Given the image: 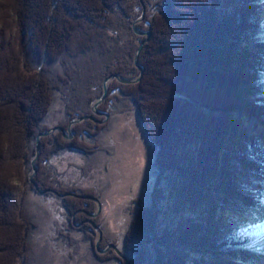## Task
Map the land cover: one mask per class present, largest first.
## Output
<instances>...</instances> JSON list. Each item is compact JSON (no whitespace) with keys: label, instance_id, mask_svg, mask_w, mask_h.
<instances>
[{"label":"trees","instance_id":"trees-1","mask_svg":"<svg viewBox=\"0 0 264 264\" xmlns=\"http://www.w3.org/2000/svg\"><path fill=\"white\" fill-rule=\"evenodd\" d=\"M141 1L144 18L136 28L150 33L138 56L142 78L134 85L114 80L104 101L106 107L118 104L124 111L133 110L155 150L152 195L141 220L125 236L123 253L129 264L184 263L165 259L166 252L154 253L152 262L140 261L149 240L167 247L156 234L160 214L154 209L156 187L165 173L179 176L165 181L177 188L172 213L183 209L209 214L201 226L178 228L174 244L213 253L243 248L251 242L247 235L225 233L212 218L217 208L230 207L235 195L249 207L262 199L260 185L253 197L246 186L254 179L264 181L252 161L260 158L264 166L256 138L245 157V173L236 158L227 157L225 167L221 160L238 146L242 152L247 142L233 112L264 119V49L257 53L249 47L262 45L264 0ZM142 11L140 0H0V264H21L30 253L32 225L15 184H28L37 134L92 115L91 106L108 76L130 79L139 74L134 58L146 37L136 36L132 24ZM99 127L86 120L73 128L71 142L63 141L60 133L40 140L34 178L40 190L94 194L63 188L49 162L66 151L93 154L77 138L99 141ZM65 202L69 215L93 206L71 197Z\"/></svg>","mask_w":264,"mask_h":264},{"label":"rangeland","instance_id":"rangeland-1","mask_svg":"<svg viewBox=\"0 0 264 264\" xmlns=\"http://www.w3.org/2000/svg\"><path fill=\"white\" fill-rule=\"evenodd\" d=\"M262 5L264 6V1ZM259 20L263 21L264 26V7L261 10ZM262 34L261 46H256V48L249 46L257 53L264 49V31ZM239 46L245 47V44L242 43ZM113 81L111 80L109 85ZM103 106L104 101L98 105L97 110L102 111L101 107ZM110 106H104L106 107L104 112L108 114L107 119L93 114L91 110L92 115L90 116L100 122L95 123L89 120L100 126L99 128L102 130L99 141L95 140L93 143L88 137H84L85 139L82 138V140L77 138L78 144L88 147L94 152L93 154L84 156L76 151H66L53 157L49 162V167L54 171L63 188H84L89 192L92 190L94 194L90 195L94 199L97 198L99 204L100 201L103 202V206L99 211L97 210L98 203L94 200L77 197L82 195L58 197L52 193L54 190H45L48 192L40 194L28 181V176L32 173L31 165L29 166L30 171L26 175L28 184L24 185L23 182L15 184L18 192L22 194L25 219L32 225L29 237L30 253L21 264H119L112 260L114 254L121 260V264H125V261L118 256L113 248L108 250L111 252L109 255L108 251L107 253L98 252L96 248L97 234L90 222H93L101 231V240L98 247L100 250L107 244L112 245L114 248L116 245L118 247L122 246L124 238L125 236L127 238L133 224L137 223L136 220H141L139 215L143 212V209H147L144 205L148 204L149 197L152 195L156 180V174L153 170L155 150L146 142L142 129L137 122L136 113L133 110L124 111L121 105L118 104ZM232 114L235 120L238 118L240 121V134H245L247 142H245V146L242 145V152L240 146H238L237 149L229 152L226 157L223 155L221 163L225 167L228 163L227 157L236 158L245 173L246 167L243 166L247 163L245 157L250 152L249 149L253 143L251 139L256 138L261 146L260 149L264 152V119L256 120L245 113L236 111ZM78 124H81V122L74 124L71 129L73 130ZM63 129L67 130V126ZM57 133L61 134L60 131H54L48 136L41 137L40 140ZM61 137L65 142H71L75 139V135L71 139L63 138L62 134ZM96 146H98L97 149L94 148ZM252 161L256 167L257 175L262 173L264 177V166L261 165L260 158ZM174 177L178 178L179 176L171 173L162 174V178H159L161 181L156 187V205L154 209L160 214L157 217L160 227L156 234L160 235V240H165L167 247L149 240L145 246H142L140 261L146 259L152 262L154 253L158 256L160 253L165 254L166 252L165 259L171 261L178 258L179 262L184 261L183 264H264V181L258 183L254 179L246 185L250 197L255 196L257 186H261L263 192L259 204L249 207L240 195H235L234 203L230 202L232 206L229 204L230 207L225 210L217 208L213 213V221L220 222V227L225 233L238 232L240 235H247L251 242L246 246L244 245L243 248H234L231 252L213 253L197 247L185 248L174 244L175 233L178 228L180 230L194 224L201 226L204 224L205 219L209 217L208 210L205 214L183 209L180 211L175 210V213H172L171 206L174 203V193L177 188L174 184L171 188L168 187L166 182L168 178L172 179ZM163 179L164 181H162ZM170 190L174 191L173 194ZM250 191H252V194ZM220 193L225 196L224 189ZM90 195H87V197H90ZM224 196L222 200L226 202L227 198ZM66 197L92 202L93 206L87 207L88 210L77 208L73 215H69L68 205L65 202ZM77 203L75 202V204ZM137 203L141 204L136 205ZM175 209L179 210L178 208ZM87 214H94V217ZM73 217L84 220V224L87 225L84 231L80 229V226H76L79 222ZM187 221L189 222L187 223ZM88 228L93 231L92 236L88 235ZM247 232L254 234H245ZM118 252L124 255L120 250ZM105 254L109 258H105ZM127 259L129 264V258L127 257Z\"/></svg>","mask_w":264,"mask_h":264},{"label":"water","instance_id":"water-1","mask_svg":"<svg viewBox=\"0 0 264 264\" xmlns=\"http://www.w3.org/2000/svg\"><path fill=\"white\" fill-rule=\"evenodd\" d=\"M140 3L142 4V7H143V11L140 15V17L138 19H136L133 24H132V28H133V32L138 35V36H146V39L144 41H142L135 53V58H134V63H135V67L136 69L139 71V74L134 77V78H130V79H124V78H121L119 77L118 75H110L108 76L107 78L104 79L103 81V92L101 94V96L95 100V102L93 103V106H92V112L93 114L95 115H98V116H103L105 119L108 118V114L107 113H103V112H100L97 110V107L98 105L103 102L107 96V92H108V85L110 83L111 80H116L119 84H122V85H134V84H137L138 82H140L141 78H142V75H143V68L139 65L138 63V56L141 52V49L143 47V45L149 40L150 38V33L148 32H139L137 29H136V24L140 21L143 20L144 18V6H143V3L142 1L140 0ZM85 120H91L95 123H97L98 121L95 120L93 117L91 116H85V117H75L73 119H71L67 125V130H64L62 127H54V128H50L49 130H47L46 132H41V133H38L36 138H35V156L34 158L31 160L30 162V165H31V171L32 173L28 176V181L34 186V188L40 193V194H44L48 191H41L39 190V188L37 187V184L36 182L33 180V178L35 177L36 173H37V166H36V161L38 160L39 158V155H40V138L41 137H45V136H48L50 133L54 132V131H60L63 138L65 139H71L72 136H74V133L71 129V127L74 125V124H77V123H80L82 121H85ZM100 123V122H98ZM52 193L56 194L58 197H64L66 195H69V196H73V197H76L75 195H71V194H64V195H59L58 193L52 191ZM78 198H82V199H90V200H94L95 202L98 203V201L96 199H94L93 197H87V196H77ZM98 211L100 210V204L98 203ZM88 216L90 217H94V214H87ZM92 224V226L94 227L95 231H96V234H97V241H96V248L98 250V252L100 253H105L107 252L110 248H113L115 250V252L118 254V256H120L124 261H125V264H128V259L125 255L121 254L120 252H118L117 249H115L112 245H108L106 247L105 250H100L98 247H99V243H100V240H101V231L99 228H97L93 222H90ZM76 226H80V224H77Z\"/></svg>","mask_w":264,"mask_h":264},{"label":"flooded vegetation","instance_id":"flooded-vegetation-1","mask_svg":"<svg viewBox=\"0 0 264 264\" xmlns=\"http://www.w3.org/2000/svg\"><path fill=\"white\" fill-rule=\"evenodd\" d=\"M105 99H106V98H105ZM104 101H105V100H104ZM110 107H111V106H110ZM100 112L105 113L104 111H100ZM73 133H74V132H73ZM74 135H75V134H74ZM90 197H93V196L90 195ZM96 199H97V198H96ZM102 203H103V202L100 201V204H101L100 209H101L102 206H103ZM84 206H85V207L88 206L87 203H86V204L84 203ZM84 210H85V209H84ZM73 219H75V217H73ZM85 221H86V220H85ZM78 224H81V225H80V229H82V231H84V230H85L84 228H86V226H87V225L84 224V220H81ZM88 231H89V234H88V235H89V236H90V235L92 236V234H93L92 232H93V231H92L90 228H88ZM107 245H108V244H107ZM107 245H105V247H104L102 250L106 249V246H107ZM113 245H114V244H113ZM125 245H126V244H125V242L123 241L121 247H118L117 245H116V246L114 245V246H115L116 249H118V250H120L121 252H123V250L126 249V248H125ZM106 253H107V252H106ZM110 253H111V252L108 251V255H109ZM108 255L105 254L104 257L106 258V257H108ZM124 255H125V254H124ZM108 258H109V257H108ZM112 260L118 262L119 264H121V262H120L119 260H116V259H114V258H113Z\"/></svg>","mask_w":264,"mask_h":264},{"label":"snow or ice","instance_id":"snow-or-ice-1","mask_svg":"<svg viewBox=\"0 0 264 264\" xmlns=\"http://www.w3.org/2000/svg\"><path fill=\"white\" fill-rule=\"evenodd\" d=\"M245 234H254V233H251V232H247V233H245Z\"/></svg>","mask_w":264,"mask_h":264},{"label":"bare ground","instance_id":"bare-ground-1","mask_svg":"<svg viewBox=\"0 0 264 264\" xmlns=\"http://www.w3.org/2000/svg\"><path fill=\"white\" fill-rule=\"evenodd\" d=\"M38 171V170H37ZM37 174V173H36Z\"/></svg>","mask_w":264,"mask_h":264}]
</instances>
